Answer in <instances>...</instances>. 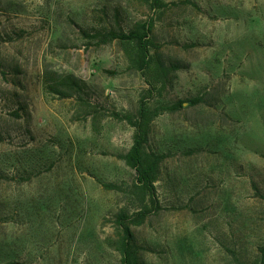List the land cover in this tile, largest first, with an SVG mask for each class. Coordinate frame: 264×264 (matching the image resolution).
<instances>
[{
    "label": "rangeland",
    "instance_id": "rangeland-1",
    "mask_svg": "<svg viewBox=\"0 0 264 264\" xmlns=\"http://www.w3.org/2000/svg\"><path fill=\"white\" fill-rule=\"evenodd\" d=\"M163 1L0 0V264H121L108 240L137 202L121 157L134 127L115 113L137 114L146 96L150 109L184 106L151 125L165 153L161 208L132 227L144 263H259L264 0ZM145 21L152 51L176 66L163 79L133 65L134 42L90 37ZM66 75L84 100L53 88Z\"/></svg>",
    "mask_w": 264,
    "mask_h": 264
},
{
    "label": "trees",
    "instance_id": "trees-1",
    "mask_svg": "<svg viewBox=\"0 0 264 264\" xmlns=\"http://www.w3.org/2000/svg\"><path fill=\"white\" fill-rule=\"evenodd\" d=\"M151 4L152 8H160L166 6L163 0H146ZM154 23L152 21H145L142 25L136 26L128 33L125 31H117L114 29L108 32H98L91 34L90 37L98 39L101 43H107L113 40H120L123 42H134L136 46V53L131 57L133 65L146 72L151 69L158 75V77H166L169 71L174 70L176 66H167L156 52L151 48H156L152 31ZM161 81V80H160ZM159 84L157 78H154V83L150 82V86L155 88ZM62 88L53 87L60 93H74L78 94L80 100L85 98V87L82 81L78 80L73 75H66L62 79ZM163 83V87H164ZM153 89L150 91L152 92ZM149 96L144 97L138 108L137 114H118L122 120H126L134 127L133 143L130 149L121 155L126 164L130 166L135 172V181L130 186L131 193L137 202L135 210L126 207L116 213V224L119 232L115 241L108 240L121 256V264H145L142 259V250L146 249L138 243L133 225L143 224L151 212L155 209L161 208L160 201L157 195V182L160 177L161 162L164 158L165 152H159L150 147L151 125L154 117L158 115L160 110L166 109H181L184 106L182 100L174 103L172 108L169 106H162L158 104L153 109H150L146 100ZM199 98H193L192 103H199ZM105 187H118L117 184H104ZM259 263L264 264V245L260 246Z\"/></svg>",
    "mask_w": 264,
    "mask_h": 264
}]
</instances>
